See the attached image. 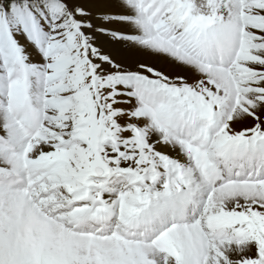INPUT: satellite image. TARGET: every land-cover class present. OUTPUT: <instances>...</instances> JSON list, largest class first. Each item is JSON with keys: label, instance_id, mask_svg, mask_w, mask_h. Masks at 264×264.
Wrapping results in <instances>:
<instances>
[{"label": "snow or ice", "instance_id": "snow-or-ice-1", "mask_svg": "<svg viewBox=\"0 0 264 264\" xmlns=\"http://www.w3.org/2000/svg\"><path fill=\"white\" fill-rule=\"evenodd\" d=\"M0 264H264V0H0Z\"/></svg>", "mask_w": 264, "mask_h": 264}]
</instances>
